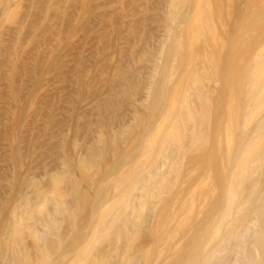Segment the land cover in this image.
Returning <instances> with one entry per match:
<instances>
[{
	"label": "rangeland",
	"instance_id": "1",
	"mask_svg": "<svg viewBox=\"0 0 264 264\" xmlns=\"http://www.w3.org/2000/svg\"><path fill=\"white\" fill-rule=\"evenodd\" d=\"M185 1L175 10L180 20L171 25L170 0H0V264H24L25 259L39 264H127L131 258L138 264L156 258L173 264L186 244L185 223L196 215L219 214L233 174L234 146L248 132L241 117L247 81L217 51L219 40L216 50L204 47L203 39H226L230 28H237V33L232 31L237 36L256 22L264 0H209L214 34L202 37L193 52L183 55L172 41L184 39L191 23L194 0ZM256 24L264 28L263 22H256L255 31L260 30ZM19 26V35L8 44ZM246 34L236 38L243 41L255 32ZM173 54L175 72L169 79ZM187 69L204 79L201 92L208 103L197 104L205 115L189 121L181 106L175 109L180 115L172 113L173 127L186 124L189 130L183 133L179 158L172 155L178 159L173 166L178 178L168 193L151 199L132 186L156 166H163L156 177L170 173L159 142L172 137L166 126L162 135L155 134L169 121L170 97L181 100ZM260 113L264 105L256 111ZM122 115L124 125L119 126ZM193 123L199 128L196 140L190 135ZM147 141H152L150 146ZM256 144L251 153L262 159L261 134ZM43 162L51 171L47 175L42 173ZM117 162L121 167L115 170ZM123 190L131 203L143 205L139 218L130 210L121 211L117 219L106 215ZM44 199L52 204L65 201L77 210L57 215L59 231L42 243L33 228L39 218L50 217L36 213ZM91 200L99 207L83 215ZM123 223L129 236L117 239L115 230ZM105 227L112 230L106 232ZM74 234L80 237L71 244Z\"/></svg>",
	"mask_w": 264,
	"mask_h": 264
},
{
	"label": "bare ground",
	"instance_id": "2",
	"mask_svg": "<svg viewBox=\"0 0 264 264\" xmlns=\"http://www.w3.org/2000/svg\"><path fill=\"white\" fill-rule=\"evenodd\" d=\"M170 1H171V8L174 11V13H172V15L170 16V22L171 25H175L177 21L180 20L181 18V13H177L175 12V10L180 2L183 3L186 1L185 0H170ZM193 4L194 6L192 8L193 14L191 18V23L188 24V27H186L183 31L182 37L185 38L184 39L177 38L172 41L175 51L179 52V50L181 51L183 50L182 52L180 51V53L183 55H185L188 52L189 53L193 52L192 49H194V47L198 44L199 41L200 42L202 41L201 40L202 37L210 36L214 34L213 23L209 20L212 18L210 16L212 14L211 13L212 9L209 6V0H194ZM236 9L235 12L237 11ZM262 11L264 10L262 9ZM262 11H259L260 15L258 14L257 15L258 17L257 16L255 17L256 22L259 25H261L262 22L264 23V16H263L264 12L262 13L263 15H261ZM258 19L260 20L261 23L258 21ZM256 22L254 20V23L253 22L251 23L253 24L252 26L251 24L246 25L248 28L246 27V29L244 30L243 29L240 30L239 28V30L242 32H238V34L239 35L242 33L246 34L251 27L255 26ZM21 28L22 26H19L13 31V34H15L12 35L13 37L8 36L7 39L8 44L14 41L13 38H15V36L19 35V31ZM255 28L256 26L253 29L252 28L251 29L254 30L255 35L257 33L258 35L259 34L261 35L260 37L257 36L258 38H255V35L253 34H249V33H254L251 30L248 32V34L251 35V38L248 39L246 37L247 39L244 38L245 40L241 39L243 41H238L240 39L239 38L237 39L236 37L239 35L237 34L236 36V34H234L237 33L236 32L237 28H235L236 30H234V28H230L232 30H228V31H231L230 33L232 36L230 35V33L227 32L228 35L226 39H222V38H220L221 40L217 38L209 39V40L203 39L204 47H206L207 45V47L211 46L217 50L219 46L220 50L217 51L218 52L220 51L219 52L220 54L223 53V55H226L225 56L226 59L229 58V60H231L230 64L232 66V70L240 69L241 71L240 70L239 71L244 73L243 81L244 80L245 82L247 81L246 82L247 93L244 101L246 107L244 108L241 117L243 123L245 124V126H247L245 130L248 132L244 133L242 140L239 142L238 145L234 146L233 149L234 150L232 153L233 174L229 175L230 177L228 176L229 180L227 182L225 189L224 206L221 209H218V213H219L218 215H196L194 219H191L190 221L185 223L182 236L186 238V244L184 245L181 254L173 264H264V148L262 149L261 154L259 153L260 154L259 156H261L262 159H257L256 157H253L251 153L252 149H254V147L257 145L256 140L258 139V135L261 134L264 140V113L256 114V111L259 110L260 105H264V40L263 38H261L264 36L261 34V32L264 34V28L262 29L263 30L262 31L261 30L262 27H258L257 25V28H260L261 32H259L260 31L259 29H258L259 31L258 30L255 31L256 30ZM232 31H234V33ZM167 35L170 36L173 35V33L171 31H168ZM229 38L230 40L233 39L235 40L236 38V40L235 42L234 40L230 42ZM218 40L220 41L218 43L220 45L216 46ZM240 42H242V44L245 43V45L243 44L242 46ZM195 43L197 44L194 45ZM225 43L230 44L232 47L230 45H225L228 47L222 46ZM239 44L241 45V47ZM230 47L233 49H231ZM239 47L241 50L239 49ZM223 49L224 50L226 49L227 51L231 50L234 52L230 51L232 54L231 53L229 54L228 52L229 54L228 55L226 50H225L226 52L225 51L221 52V50ZM9 52L10 49H8V47L6 49L5 47L3 53L8 55ZM235 52L239 54L235 55ZM230 55L236 58L230 59L232 58ZM3 61L4 60L0 62V87L2 84L1 83L2 68L4 67ZM240 61L243 63L242 66H240L241 65ZM244 61L246 64L244 63ZM174 63H175V54H173L172 59L169 62L167 68L169 72V79H171L173 73L175 72ZM238 63L239 65H237ZM225 67L226 66H224L223 69ZM155 68H157L156 65ZM242 70H245L246 72ZM247 72L248 74H246ZM199 75L200 74H198L196 71H192V73L190 74L189 70L187 69V72L184 77L185 84L183 86V91H181L183 93L182 95H180L181 100H178L177 103L176 99H174V96L170 97L168 116L166 118L167 120L169 118V121L167 122V125L164 124L162 126H159V128L156 131L157 134H155V135H162L161 133H164L162 132V128L166 126L167 136L171 135L172 137V138L170 137L171 138L170 140L169 138L167 139L169 142H167V140L159 142L160 144L159 154L163 152V155H165L162 156L164 158L163 164L165 162V164L168 165L166 171L170 170V173L172 172L176 174V175L174 174V179L171 178L172 179L171 180L169 178V176L171 177V175H169L170 173H168L166 176L159 175V177H156L157 172H159L161 168H163L162 165H159L155 167L154 172H148L142 180L135 182L132 186L133 187L132 190H138L139 193L142 191L141 193H145V195H147L149 198L158 199L162 194L168 193L171 187L174 185L175 180H177L178 178L177 168L173 166L178 165V163L176 162L178 160L177 158H179L178 154H180L184 150V146H183L184 137L182 139V136L185 135H183V133L185 134L189 130L186 129L187 131H185L184 126H186V124H183L184 126L183 125L177 126L178 129L176 126L173 127L172 113L174 112L175 114H179V112L175 111V109L176 107L181 106L180 108H183L181 110H183V112L186 113V114L183 113V117L184 116H185L184 118L187 117L189 121L190 119L193 121L197 120V118L203 117L205 115L204 112L202 111V106L199 107V105L197 104V102H200L199 104H202L203 102L205 103L208 101V99H206L208 97L204 96L203 95L204 93L201 92L202 90L201 84H202V80L204 79L202 78V76ZM150 78L153 80L154 76L152 75ZM214 83L216 82L214 81ZM147 90L149 91V88H147ZM159 94H160V90L157 88L153 91L152 96L155 100H157ZM169 96L172 95L169 94ZM176 103L178 106L176 105ZM132 104L133 101L132 102L130 101L129 105ZM118 122H119V126L124 125V115L121 116ZM179 129L180 130L182 129L181 131L183 132H180ZM191 131L192 133H190V135L193 137V139L196 140L198 135L197 132L199 131V128L197 129L196 124L194 125L193 129L190 130V132ZM153 137H152V141L155 142L156 136L154 138ZM231 139L229 140L231 141ZM152 141H147V146H150ZM175 154H177L178 156L177 158H175L176 156H172ZM70 160L72 159L70 158ZM44 165H46V168L45 166L42 167L39 166V167H41V169L44 168L43 169L44 171L42 173H44L43 175H47L51 171L49 172L47 171L48 167L46 163ZM121 165L123 166L124 164L122 163ZM113 167L116 170L119 169L121 166L120 163L117 162L113 165ZM139 173L140 171H137L136 174L139 175ZM255 174H257L256 175L257 177L253 178L252 176ZM125 188H127L126 191H128L129 185H126ZM242 191L245 193L244 196L242 194ZM127 194H129V192L125 193L124 191L121 198L118 201H116L110 209L106 210V215H114V218L117 219L120 216L121 211L130 210L132 214L137 215V217L139 218V216L143 214L144 207L141 204L136 206L135 204L131 203V201H129V197H128L129 195L127 196ZM134 199L138 201L136 197H134ZM60 201L61 200H58L57 202L55 201L54 202L55 204L53 203L54 204L53 205L50 200L48 202L46 199H44L43 201H41L42 203L39 202L41 203V205L40 206L38 205L36 209L38 212H36L33 208V210L37 214L39 213V215H41L40 213H43L42 215H44V212H46V214L50 213L49 214L50 217L47 221H44L43 219L39 218L37 220L36 225L33 228L35 235L40 234L39 241H41L42 243L46 242L45 236L53 235L54 233L59 231V225L57 221L58 219H56L57 215L62 216L63 214L66 213L71 215L74 214L77 210L75 206L72 207L67 202L65 201L60 202ZM26 203L28 204V202ZM48 203H51V207H52L50 209L51 211L47 209L49 205ZM27 207H30V204ZM98 207H99V202L97 201L93 202V200H91L88 202L85 208H82L83 211L81 213L83 215H87L88 213H94L96 211L95 209ZM12 215H14V212L12 213ZM104 230L106 232H109L112 230V228L105 227ZM115 233L116 234L114 235L117 237V239L121 237L126 239V237L129 236V234H127L126 224L124 223L116 228ZM79 237H80L79 234H74V238L71 244L77 242ZM46 255L48 254L46 253ZM27 261L28 260L25 259L24 264H39V263H29ZM127 262H128L127 264H138V260L133 258L129 259ZM148 264H165V261L164 259L158 260L156 258L151 262H149Z\"/></svg>",
	"mask_w": 264,
	"mask_h": 264
}]
</instances>
